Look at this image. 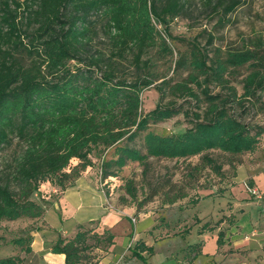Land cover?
Here are the masks:
<instances>
[{"label":"trees","instance_id":"obj_1","mask_svg":"<svg viewBox=\"0 0 264 264\" xmlns=\"http://www.w3.org/2000/svg\"><path fill=\"white\" fill-rule=\"evenodd\" d=\"M217 3L226 16L240 0ZM183 8L182 0H0V152L14 138L21 146L10 171L0 174V229L6 221L40 219L44 207L32 199L40 185L49 183L61 191L71 187L93 166L91 155L99 151L112 149L110 157H102L99 164L101 178L106 179L116 177L128 162L144 165L149 158L198 157L202 168L221 176L222 168L210 151L243 154L257 150L264 125L246 122L244 116L245 102L264 92L260 52L264 41L259 39L252 47L219 51L215 56L193 39L173 66L175 72L186 70V77L175 82L164 78L155 84L159 100L143 110L141 94L156 80L150 60L143 55L155 46L163 55H172L167 43L169 19ZM93 17L103 19L109 54L90 50L96 29ZM21 50L29 57L27 64L15 56ZM127 57L135 68L132 78L118 73V62ZM245 64L250 71L239 94L226 75L229 68ZM168 95L183 101L172 98L163 103ZM179 114L189 124L183 131L160 134L149 129ZM140 135L144 151L130 145ZM124 186L134 200L132 182ZM199 201L188 202L195 206ZM225 219L234 223V216ZM91 224L78 225L70 237L58 234L50 252L64 255V264H98L115 236L110 230L99 234ZM208 228L205 223L199 233ZM222 235L218 233V247L223 244ZM32 241L28 233L12 244L28 254ZM142 253L152 255L153 249L139 239L127 260L145 261ZM181 253L180 260L192 264L202 253V243L187 245ZM0 264H23V260L2 257Z\"/></svg>","mask_w":264,"mask_h":264},{"label":"rangeland","instance_id":"obj_2","mask_svg":"<svg viewBox=\"0 0 264 264\" xmlns=\"http://www.w3.org/2000/svg\"><path fill=\"white\" fill-rule=\"evenodd\" d=\"M182 1L184 8L181 13L169 19L171 37L167 38V43L172 48V55H163L157 51L156 46L149 48L143 55V59L150 60V70L152 76L156 78L154 83L145 88L141 94L144 111L153 108L159 100V93L154 88L155 84L164 78H171L175 82L186 77V70L175 72L173 66L177 56L188 51L193 39L196 38L201 46H206L210 56L217 55L219 51L223 54L226 50L244 46L252 47L257 39L264 41V0H240V5L226 16L222 15V8L217 0H212L211 3L208 0ZM219 18L223 22L219 21ZM93 19H95L96 29L95 34L92 35L90 50L109 54L107 37L103 31V19L100 17H93ZM157 27L160 28L159 25ZM210 37L212 39L209 42ZM260 52L264 56V48L260 49ZM15 56L24 64L29 62V57L22 50L17 51ZM130 60V57H127L118 62V73L128 78H132L135 74V68ZM74 63L75 61H71V64ZM249 71L250 66L245 64L229 68L227 72L226 76L230 84L236 87L239 94L243 92V79ZM213 90L217 91L218 87H213ZM172 98L174 97L168 95L162 102L165 103ZM174 99L178 102L183 101L181 98ZM184 106L190 107L187 103ZM245 106L248 111L244 120L264 125V92L260 93L258 99L245 102ZM188 126L183 115L179 114L166 121L152 124L149 129L160 134H170L181 132ZM261 138L257 150L252 153L230 154L218 150L210 151V157L222 168L221 176L215 175L207 167L202 168L198 157L187 160L149 158L144 165L128 162L116 177L103 179L99 164L102 157H110L112 149L93 153L91 155L93 166L87 168L78 178L81 187L90 189L91 197L107 199L106 205H111L110 208L133 211L129 217L131 222L129 231L124 232L128 227L126 224L115 230L116 239L113 249L101 264H111L116 261L119 254L122 251L129 252L131 249L129 245H132L130 243L139 238L144 239L147 245L152 247L153 254L146 255L145 261L133 259L121 261L119 264H178L177 262L181 261L183 249L187 245L196 243L200 245L202 243L203 253L192 264H235L231 259L220 260L221 255L216 252V248H220L216 244L218 228L221 227L219 221H223L221 219L224 214L230 213L229 196L223 194L237 185L235 178L238 169L242 174L249 171V167L254 168L255 171H264V134ZM130 145L144 151L141 135ZM20 148L17 139L14 138L10 145L0 152V174L10 171L12 158ZM75 164L76 162L73 161L72 165ZM126 181H131L136 190L134 200L125 193ZM75 182L71 187L75 186ZM240 183L244 190L237 192V201L233 202L232 211L238 217L239 232L229 236L223 233L222 241L224 244L228 242V245L231 244L230 236L233 239L241 238V241H245L244 235L249 236L251 230L259 233L264 231V194L251 186L248 179ZM71 187L61 191L49 183L41 184L32 199L43 205V216L36 220L19 219L3 222L0 229V258L20 256L24 261L26 254L21 253L12 241L28 233L31 234L36 229L44 228L51 234L55 232L68 237L73 224L72 216L75 218L88 216L86 206L79 211L75 209L78 200H84L85 195L76 198L71 197L68 192L65 193ZM248 189H254L256 193L252 194ZM247 194L259 203L246 204ZM183 195L185 197L180 198ZM195 198L200 199V202L192 206L188 201ZM172 199L177 200L175 204L172 206L166 204V201ZM63 204H66L68 209L63 210ZM241 204L247 206L243 208V211L238 212ZM205 223L209 225V228L199 233L201 226ZM254 239L258 237L251 238V241ZM255 257L256 255L252 257V260Z\"/></svg>","mask_w":264,"mask_h":264},{"label":"crops","instance_id":"obj_3","mask_svg":"<svg viewBox=\"0 0 264 264\" xmlns=\"http://www.w3.org/2000/svg\"><path fill=\"white\" fill-rule=\"evenodd\" d=\"M264 146V144H263ZM237 177L235 178L237 181V185L231 187V189L223 195L229 196V204H230V213L228 215H223V218L220 222V226L218 228L219 232L226 233L227 236L232 235L233 233H238L239 230L237 228L238 225V217L236 213L232 212L234 208V203L237 201L236 196L237 192H240V190H244L242 184L240 183L244 179H248V183L253 186L257 191H260V193L264 194V171L263 170H256L254 168L249 167V171H245V173H241L240 169H238ZM229 187V186H228ZM239 188V189H238ZM238 189V190H237ZM68 192L71 194V197H82V195H85L84 200H78V204L76 206V211H79L80 208L83 206L87 207V213L88 216H79V217H73L72 221L73 224L70 227V232L67 235L68 237L72 236L78 225H88L91 224V227L95 228V231L99 234H101L104 230H110L115 238H114V244L116 239V233L115 230L124 224H126L128 227L124 232H128L131 227L130 222V215L132 214V209H116V208H110L111 205L107 204V199L103 200L102 198H96L95 196L91 197V191L90 189L82 188L80 184V179H78L75 182V186L71 187L69 190H66L65 193ZM64 193V192H62ZM66 197V195L64 196ZM246 198V197H245ZM247 203L246 204H256L259 203V201L252 199V197H249L247 194ZM243 201V199H241ZM239 200V201H241ZM64 201V200H63ZM200 202V201H199ZM198 202V204H199ZM197 204V205H198ZM241 204L240 208H238V212L243 211V208H245L247 205ZM63 210L68 209L66 204H63ZM234 216V223L230 224L226 222L224 217H230ZM227 223V224H226ZM233 231V232H231ZM218 232V233H219ZM256 234V235H255ZM33 236V241L31 243V252L26 254V257L23 261L24 264H64L65 259L64 255L62 254H53L50 252L49 247L55 241V239L58 236V233L51 232L49 233L47 230H44V228L36 229L34 232L31 233ZM63 236V235H62ZM245 241H241L239 238L233 239L232 236H230V242L229 243H223L220 248H216V252L220 254L219 257L220 260H227L231 259L232 262L235 264H264V248L262 240L264 241V231L255 232V230H251L249 236L244 235ZM257 238L251 241V238ZM141 239V238H139ZM137 239V240H139ZM134 240L133 243H130L132 245H129V247H133L134 243L137 241ZM142 240V239H141ZM145 245H147L146 241ZM113 244V246H114ZM113 246L109 249L107 253L102 254L101 259L99 260L98 264H101V262L106 258L107 255H109L113 249ZM98 252V250H96ZM228 252V254H226ZM203 253V250H202ZM201 253V254H202ZM129 252H124L119 254V257L116 261H114L111 264H119L121 261H131L135 258H130L127 260V257H129ZM144 257H146L145 253H142ZM255 257L254 260H252V257ZM245 258V260H242ZM137 260V259H136ZM178 264H183V261L177 262Z\"/></svg>","mask_w":264,"mask_h":264},{"label":"built area","instance_id":"obj_4","mask_svg":"<svg viewBox=\"0 0 264 264\" xmlns=\"http://www.w3.org/2000/svg\"><path fill=\"white\" fill-rule=\"evenodd\" d=\"M248 191H249L250 193H252V194H255V193H256V191H255L254 189H248Z\"/></svg>","mask_w":264,"mask_h":264}]
</instances>
